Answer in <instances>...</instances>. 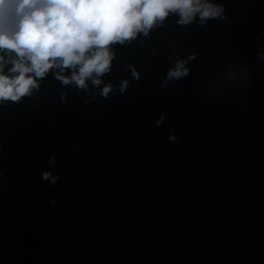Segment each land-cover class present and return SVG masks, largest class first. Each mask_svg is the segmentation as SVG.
I'll list each match as a JSON object with an SVG mask.
<instances>
[{
  "label": "water",
  "instance_id": "obj_1",
  "mask_svg": "<svg viewBox=\"0 0 264 264\" xmlns=\"http://www.w3.org/2000/svg\"><path fill=\"white\" fill-rule=\"evenodd\" d=\"M222 2L225 22L113 46L104 83L142 74L124 95L50 75L0 109V264H264V0ZM175 48L198 58L161 89Z\"/></svg>",
  "mask_w": 264,
  "mask_h": 264
},
{
  "label": "clouds",
  "instance_id": "obj_2",
  "mask_svg": "<svg viewBox=\"0 0 264 264\" xmlns=\"http://www.w3.org/2000/svg\"><path fill=\"white\" fill-rule=\"evenodd\" d=\"M172 17L181 27H204L212 21H227L228 7L222 0H0V109L32 97L50 75L63 85L74 84L84 90L91 80L104 99L117 87L120 96L126 94L133 82L141 81L142 74L130 64V79H122L118 86L104 83L103 77L111 73L117 59L113 46L131 44L141 34L151 38ZM258 39H264V35ZM258 56L264 61V50ZM197 58L195 52L175 48L174 57H169L174 63L159 87L167 88L189 77L190 64ZM67 70H71L70 75ZM61 99L67 103L66 94ZM166 120L167 115L161 114L155 125L163 127ZM167 139L171 143L180 141L175 129ZM56 164L57 158L52 155L48 170L40 173L42 182L52 186L60 182ZM51 204L56 205L57 200L52 199Z\"/></svg>",
  "mask_w": 264,
  "mask_h": 264
}]
</instances>
